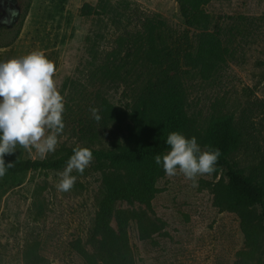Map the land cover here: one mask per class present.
<instances>
[{
  "label": "rangeland",
  "instance_id": "374dc122",
  "mask_svg": "<svg viewBox=\"0 0 264 264\" xmlns=\"http://www.w3.org/2000/svg\"><path fill=\"white\" fill-rule=\"evenodd\" d=\"M27 1L0 0V26L15 23L18 9L22 13ZM98 2L31 0L16 39L0 47V63L43 51L55 63L54 79L65 98V129L55 152L41 157L35 149L17 146L23 159L56 156L62 146L76 143L67 129L91 113L97 95L123 109L131 100L123 86L106 92L87 81L91 44L97 55L104 54L121 31L112 22V12L99 18L80 16L83 4L96 6ZM109 2L111 9L126 2L144 15H158L176 34L193 33L184 26L174 0ZM205 10L217 25L231 30L233 56L208 80L185 70L180 73L187 90L188 113L198 128L206 127L212 117L226 114L242 124L245 142L233 160L249 173L260 163L264 150V0H212ZM14 31L1 36V43L9 42ZM64 169L0 178V264H25L24 252L31 245L46 264H85L72 243L80 239L91 252L87 241L103 196V180L112 171L92 160L82 175L73 171L77 182L71 191L59 192L56 185ZM220 177V171L198 176V186L193 187L182 174H165L148 205L124 201L113 205L110 226L114 230L123 211L144 217L145 238H141L134 219L128 224L136 264H234L244 238L239 218L212 204L208 185ZM255 214H259L258 208Z\"/></svg>",
  "mask_w": 264,
  "mask_h": 264
},
{
  "label": "trees",
  "instance_id": "16d2710c",
  "mask_svg": "<svg viewBox=\"0 0 264 264\" xmlns=\"http://www.w3.org/2000/svg\"><path fill=\"white\" fill-rule=\"evenodd\" d=\"M30 1L22 13L18 9L15 23L0 26V37L16 29L9 42L0 41V47L16 39ZM174 1L184 26L193 31L191 35L188 31L176 34L160 16L144 15L130 3L112 9L109 0H99L96 6L82 5L80 16L99 18L112 12L113 24L121 29L106 53L97 55L91 44L87 81L106 92L123 86L131 100L123 109L97 95L98 102L92 108L99 109L101 120L97 122L89 113L67 129L76 143L62 146L58 155L43 159H23L16 149L4 156L6 165L14 164L5 176L60 171L74 154V148H89L93 160L106 164L112 174L103 180V196L87 241L91 252L80 239L72 243V249L85 264H136L128 224L134 219L141 238H145L144 217L123 211L114 230L110 226L113 205L119 201L148 205L159 192L158 180L165 176L162 163L156 164L154 157H163L170 151L168 135L176 131L189 139L194 136L202 150L210 147L221 152L216 165L221 177L209 183L208 189L214 207L239 218L244 240L234 264H264V150L252 171L246 173L239 168L233 158L244 146L243 125L226 114L212 117L204 128L196 127L188 113L187 90L180 77L183 70L202 80L214 76L233 56V34L217 25L206 12L205 6L212 0ZM28 247L24 252L25 264H46L34 245Z\"/></svg>",
  "mask_w": 264,
  "mask_h": 264
},
{
  "label": "clouds",
  "instance_id": "9594fccd",
  "mask_svg": "<svg viewBox=\"0 0 264 264\" xmlns=\"http://www.w3.org/2000/svg\"><path fill=\"white\" fill-rule=\"evenodd\" d=\"M55 72V63L39 50L0 63V178L14 166L6 165L4 156L13 154L17 146L35 149L41 157L55 152L58 137L65 129V98L57 88ZM90 111L99 122V109ZM166 143L170 151L163 157L156 155L154 160L158 165L162 163L168 177L182 174L196 187L198 176L216 172L219 149L202 150L196 137L189 139L176 131L168 135ZM73 153L59 173V192L71 191L77 182L73 171L82 175L93 160L87 147H76Z\"/></svg>",
  "mask_w": 264,
  "mask_h": 264
}]
</instances>
